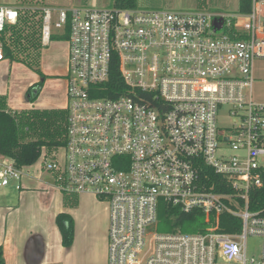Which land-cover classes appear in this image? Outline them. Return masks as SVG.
I'll list each match as a JSON object with an SVG mask.
<instances>
[{"label":"built area","instance_id":"2783aa9c","mask_svg":"<svg viewBox=\"0 0 264 264\" xmlns=\"http://www.w3.org/2000/svg\"><path fill=\"white\" fill-rule=\"evenodd\" d=\"M44 48L69 28L67 145L37 164L63 194H90L109 207L108 264H264V211L249 210L263 186L264 103L253 99L264 60V0L246 15L137 9H41ZM19 9L0 6L3 36ZM118 67L124 87L101 96ZM229 106L231 135L218 127ZM62 151V152H61ZM25 167L0 156V188ZM222 178L223 192L207 183ZM210 184V185H209ZM202 217L204 231L156 230L160 202ZM242 221L221 230V216ZM249 236L263 240L247 258Z\"/></svg>","mask_w":264,"mask_h":264},{"label":"crops","instance_id":"0c3cea01","mask_svg":"<svg viewBox=\"0 0 264 264\" xmlns=\"http://www.w3.org/2000/svg\"><path fill=\"white\" fill-rule=\"evenodd\" d=\"M208 1H199V11L219 15H240L239 0H223L211 7L207 5ZM12 7L37 8L23 3ZM44 7L52 6H43L40 9ZM44 51L45 49L42 51L40 60L41 69L48 77V83L59 82L61 68L64 66L56 62L46 67ZM3 62L0 63V96L8 97L9 94L7 100L9 110H21L22 105H27V101L22 104V101L16 99L14 94L10 96L6 76L8 63ZM67 65L68 62L65 70H68ZM63 73L66 80L67 71ZM262 76H264V60H257L254 66L253 99L259 103H264ZM66 88L65 82L67 98ZM48 107H52L49 109H65L59 106ZM43 172L34 165L25 167L24 175L19 182L20 189H17L15 182L8 187L0 188V250L3 252L5 263L108 264L110 221L108 204L93 195L84 194L74 195L77 205L67 208L64 205L65 195L56 188L52 182L53 177L51 175L48 177ZM61 213L69 214L75 225V240L69 248L62 245V236L56 224V217Z\"/></svg>","mask_w":264,"mask_h":264},{"label":"trees","instance_id":"16d2710c","mask_svg":"<svg viewBox=\"0 0 264 264\" xmlns=\"http://www.w3.org/2000/svg\"><path fill=\"white\" fill-rule=\"evenodd\" d=\"M252 0H239V14L250 13ZM114 8L137 9V0H114ZM40 8L19 9V19L15 25L8 26L3 36L5 42V58L35 68L41 73L40 60L43 45L41 41L42 17ZM68 40L69 28L62 35ZM55 36H53L54 38ZM45 77V76H43ZM43 82L32 85L27 90L31 103H34L43 88ZM101 96L115 98L120 95L124 84L118 67L112 68L110 80ZM68 109L53 110H23L11 111L6 98L0 96V156L13 160L17 167H30L37 163L41 151L45 149L48 155L67 145L68 139ZM264 182V170L261 172ZM215 185L214 191L223 192L225 185L222 178L213 174L207 181ZM209 184V185H210ZM65 195V207H74L77 201L74 195ZM249 210L251 212L264 211V184L259 189H252L249 193ZM56 224L62 236V245L69 248L75 240V225L73 218L67 213L56 217ZM242 221L224 214L221 216L220 228L227 233L240 231ZM205 229L202 217L196 214L185 215L178 209L160 202L156 230L159 233L184 234L203 232ZM0 264H6L3 252L0 250Z\"/></svg>","mask_w":264,"mask_h":264},{"label":"rangeland","instance_id":"374dc122","mask_svg":"<svg viewBox=\"0 0 264 264\" xmlns=\"http://www.w3.org/2000/svg\"><path fill=\"white\" fill-rule=\"evenodd\" d=\"M201 0H137V10L139 11H164V12H196L199 11L198 5ZM223 0H209L208 6L220 3ZM23 3L26 5H33L34 7L52 6L60 9H73V8H88V9H105L114 8V0H0L2 6H14L15 4ZM213 3V4H212ZM206 11V10H205ZM54 38L49 45V48L45 49L43 58L46 60V67L54 65L56 62L59 65L64 66L61 68V76H64L65 66L68 62L67 53L69 52L68 40L63 38L59 31L54 30ZM42 50V51H43ZM69 56V53H68ZM67 58V59H66ZM3 63H8L7 68V89L9 88L10 96L14 94L16 99H20L22 104L27 101V105H22L23 109H17L15 111H23L32 109L44 111L53 110L49 109L52 107L48 106H59L68 107V101L65 95V82L67 87V81L65 79L58 80L59 82L48 83V77L44 73L43 69L40 68L41 73L36 72L35 68L28 67L24 64L17 63L10 59H6ZM11 65V66H10ZM41 65V64H40ZM11 67V68H10ZM68 68V65H67ZM37 69V68H36ZM45 76V77H43ZM264 82V76H262ZM44 83L42 91L38 99L31 103L27 95L29 86L38 83ZM67 89V88H66ZM6 101L9 98L4 95ZM35 106V107H34ZM55 109V108H54ZM229 106H223L220 108L217 121L218 127L221 131L225 132L226 135H231L233 130V123L229 115ZM62 152V151H61ZM37 164V163H36ZM261 164L264 166V158L261 159ZM40 168V165H34ZM44 175H51L47 172H43ZM52 177V176H51ZM53 179V178H52ZM52 182L55 184L54 179ZM62 193V192H61ZM63 194V193H62ZM64 195V194H63ZM110 219V215H109ZM262 244L263 240L260 237L249 236L247 239V258L248 260L256 259L260 260L262 256Z\"/></svg>","mask_w":264,"mask_h":264},{"label":"flooded vegetation","instance_id":"af4514ba","mask_svg":"<svg viewBox=\"0 0 264 264\" xmlns=\"http://www.w3.org/2000/svg\"><path fill=\"white\" fill-rule=\"evenodd\" d=\"M64 78H65V76H61V75L59 76V79H64Z\"/></svg>","mask_w":264,"mask_h":264}]
</instances>
